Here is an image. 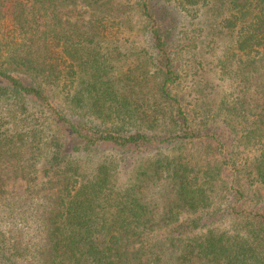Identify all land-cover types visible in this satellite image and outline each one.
Segmentation results:
<instances>
[{"label": "trees", "instance_id": "1", "mask_svg": "<svg viewBox=\"0 0 264 264\" xmlns=\"http://www.w3.org/2000/svg\"><path fill=\"white\" fill-rule=\"evenodd\" d=\"M163 2L232 41L218 110L156 0H0V264H264V0Z\"/></svg>", "mask_w": 264, "mask_h": 264}, {"label": "rangeland", "instance_id": "2", "mask_svg": "<svg viewBox=\"0 0 264 264\" xmlns=\"http://www.w3.org/2000/svg\"><path fill=\"white\" fill-rule=\"evenodd\" d=\"M112 18L116 21L118 17L122 16L125 21L128 22L127 18L132 20V24L128 23V28L124 27V36H119V38H129L133 37L137 32H141V24L134 22L136 20H140L139 18V11H138V0H112ZM156 9L158 12V19L160 21V25L162 29L168 30L173 35L172 37L176 41L183 40L185 44H187V49L192 52H198V59L201 62V75L204 78V81L208 84L209 88H211L212 93L209 95L208 98L213 102L212 104L215 105L216 109L219 107V102L221 98L226 93L231 91V84L230 81L224 80L222 81L219 68L217 67V60L222 57L229 46H231L232 41L228 36H218L217 42L212 46L215 50H210L209 48L205 47V38L204 35H200L201 28L204 26L201 23V20H193L185 13H183L180 9H178L174 4H164L163 0H156ZM88 9L80 8V13H83L85 18H88L89 13H86ZM117 23V21L115 22ZM196 32V33H195ZM195 33V34H194ZM186 36V37H185ZM200 36V37H199ZM117 37H115L116 39ZM185 38L187 40L185 41ZM113 39L112 41H114ZM140 45H143L146 42L145 35H141V37H137L136 39ZM201 43V50L197 51V46L200 42ZM198 42V43H197ZM190 55V53H187ZM137 57H133L125 64L122 65L121 70H128L132 68L133 62L137 61ZM141 59V58H139ZM218 110V109H217ZM216 119L210 123V127L216 133L220 134L221 136H227L224 124L225 114L216 112ZM164 133H161V135ZM113 152L109 150H102L99 152L98 156L103 155H111ZM147 153V154H146ZM149 153L144 151L143 154L147 156ZM122 152L120 153V155ZM203 213V216L208 214L201 212L200 215ZM212 228H225V225H213Z\"/></svg>", "mask_w": 264, "mask_h": 264}]
</instances>
